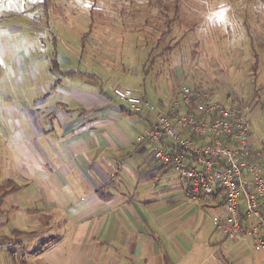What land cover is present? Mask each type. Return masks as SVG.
Returning a JSON list of instances; mask_svg holds the SVG:
<instances>
[{
	"label": "crops",
	"instance_id": "1",
	"mask_svg": "<svg viewBox=\"0 0 264 264\" xmlns=\"http://www.w3.org/2000/svg\"><path fill=\"white\" fill-rule=\"evenodd\" d=\"M7 1L0 3V264H264L251 236L229 237L215 224L224 212L218 199L188 196L178 173L143 149L140 133L122 127L129 114L111 91L92 94L95 81L52 69L56 56L62 70L94 73L110 88L99 66L32 36L40 22L31 23L25 2Z\"/></svg>",
	"mask_w": 264,
	"mask_h": 264
},
{
	"label": "rangeland",
	"instance_id": "2",
	"mask_svg": "<svg viewBox=\"0 0 264 264\" xmlns=\"http://www.w3.org/2000/svg\"><path fill=\"white\" fill-rule=\"evenodd\" d=\"M31 1L6 4L25 2L31 23L40 22L33 23L32 36L99 66L111 88L103 84L106 91L146 92L158 105L160 99L171 103L187 85L227 105L247 104L254 145L264 149V0H48L49 26L45 0L30 8ZM143 117L126 115L121 125L142 139ZM143 149L153 153L148 141Z\"/></svg>",
	"mask_w": 264,
	"mask_h": 264
},
{
	"label": "built area",
	"instance_id": "3",
	"mask_svg": "<svg viewBox=\"0 0 264 264\" xmlns=\"http://www.w3.org/2000/svg\"><path fill=\"white\" fill-rule=\"evenodd\" d=\"M112 96L150 120L141 140L153 146L156 161L178 173L188 196L224 200L215 224L229 237L251 236L264 250V149L254 146L250 106L222 105L187 85L165 108L130 88L115 87Z\"/></svg>",
	"mask_w": 264,
	"mask_h": 264
},
{
	"label": "trees",
	"instance_id": "4",
	"mask_svg": "<svg viewBox=\"0 0 264 264\" xmlns=\"http://www.w3.org/2000/svg\"><path fill=\"white\" fill-rule=\"evenodd\" d=\"M47 2H48V0L43 1V3H44L45 6H46ZM175 9L177 10V5L175 6ZM167 23H168V22H167ZM56 52H57V49L55 48V49H54V54H57ZM52 69L55 70V71H59V72H60V73H59L60 76H61V74H63V75H69V76H71V77H74V76H80V75H81V76H84V77H86V78H88V79H90V80L95 81L96 84L98 85V87L104 92L103 82L100 81L99 78L96 77V75H95L94 73L91 74V73H89V72H87V71H80V70H78V69H74V68H70V69H68V70H62V69L60 68L59 61H58V59H57L56 56L53 58ZM178 90H179V89H178ZM178 90H177V91H178ZM104 93H105V92H104ZM138 94H139V93H138ZM175 94H176V93H175ZM175 94L173 95V99H172V102H171V103H169V104H167V103H163V102H162L163 99H162V101H158V105L161 106V107H163V108L170 106V105L173 103V100H174ZM142 96L145 97V98H147V96H146V92H145L144 95L142 94ZM219 102H220V101H219ZM119 103H120V102H119ZM220 104H222V105H227V104L222 103V102H220ZM239 104H240V102L237 103V104H232V103H230V104H228L227 106H236V105H239ZM121 105H122V109H123L125 112H127L129 115L143 117L141 114L136 113V112H133V111H132L128 106H126L125 104H122V103H121ZM146 120H147V119H146ZM11 183H12V182H8V181L4 182V183H3V188L6 189V187L12 185ZM13 183H14V182H13ZM14 184H15V185L12 186V188L10 189V191H12V190H16V189L18 188V185H17L16 183H14ZM10 191H7V192H10ZM7 192H5V193L3 194V197L6 195ZM219 202H220V205H223V204H224V200L219 199ZM17 234H24V233H22V232H18ZM170 264H171V263H170Z\"/></svg>",
	"mask_w": 264,
	"mask_h": 264
}]
</instances>
